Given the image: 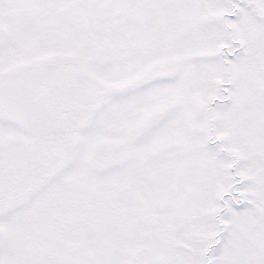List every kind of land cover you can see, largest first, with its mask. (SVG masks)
Listing matches in <instances>:
<instances>
[{"label":"snow or ice","instance_id":"1","mask_svg":"<svg viewBox=\"0 0 264 264\" xmlns=\"http://www.w3.org/2000/svg\"><path fill=\"white\" fill-rule=\"evenodd\" d=\"M0 264H264V0H0Z\"/></svg>","mask_w":264,"mask_h":264}]
</instances>
